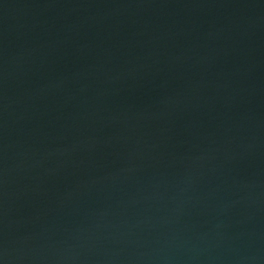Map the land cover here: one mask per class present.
<instances>
[{
    "label": "water",
    "instance_id": "water-1",
    "mask_svg": "<svg viewBox=\"0 0 264 264\" xmlns=\"http://www.w3.org/2000/svg\"><path fill=\"white\" fill-rule=\"evenodd\" d=\"M0 264H264V0H0Z\"/></svg>",
    "mask_w": 264,
    "mask_h": 264
}]
</instances>
